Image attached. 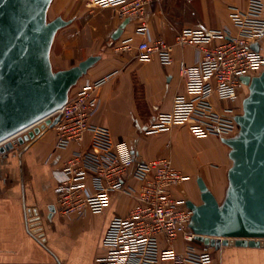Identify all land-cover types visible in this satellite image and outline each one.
Listing matches in <instances>:
<instances>
[{"label": "crops", "instance_id": "obj_1", "mask_svg": "<svg viewBox=\"0 0 264 264\" xmlns=\"http://www.w3.org/2000/svg\"><path fill=\"white\" fill-rule=\"evenodd\" d=\"M54 3L57 16L79 9L69 19L76 29L61 31L55 39L51 54L54 68L68 69L90 56L101 57L73 89L86 80L106 78L97 91L100 105L91 124L109 130L118 149L125 155L128 152L136 162L170 159L174 168L187 177L174 188L176 197L200 204V176L221 202L231 166L229 148L221 139L198 138L186 126L148 132L161 113L172 110L175 96L186 94L180 63L193 64L195 48L176 47L173 63L163 65L157 58L136 59L135 52L124 51L122 43L130 39L136 46L144 39L163 38L174 44L184 29L236 36L232 7L245 10L248 0H147L144 16L126 23L112 10L92 7L84 0ZM262 3L264 20V0ZM142 25L146 31L141 33L138 29ZM54 46L58 48L56 54ZM56 137L57 130L47 128L24 147H15L0 157V264H97L105 252L102 240L110 221L127 216L136 204L130 197L114 194L100 215L87 212L80 218L63 216L58 211L54 171L62 169L74 152L88 149L92 134L87 133L83 143H72L50 156ZM129 183L139 186L131 177ZM51 206L56 208L52 215ZM172 246L183 253L188 244L180 239ZM194 246L206 249L197 241ZM208 250L218 264H264L263 247L227 245Z\"/></svg>", "mask_w": 264, "mask_h": 264}, {"label": "built area", "instance_id": "obj_2", "mask_svg": "<svg viewBox=\"0 0 264 264\" xmlns=\"http://www.w3.org/2000/svg\"><path fill=\"white\" fill-rule=\"evenodd\" d=\"M92 7L110 9L122 20L141 19L147 0H84ZM232 18L238 31L205 32L184 29L169 44L163 38L144 39L136 46L123 41L124 51H134L135 58L150 61L157 58L171 65L176 47L195 48V61L180 63V75L186 81V94L176 95L170 112L161 113L149 133L186 126L198 138L232 137L239 130L232 116L239 114L246 94L243 77H255L264 70V55L252 45L264 37L262 0H248L247 9L232 7ZM139 32H145L142 25ZM106 78L86 80L72 90L67 103L53 114L60 117L53 155L72 143L84 142L92 134L91 146L72 154L62 169L54 171L57 182L58 211L63 216L80 218L87 212L102 214L114 194L135 200L125 217H114L102 240L104 254L97 264H218L213 253L198 250L195 234L189 227L192 212L185 200L175 196L174 188L187 180L168 158L136 162L123 154L112 141L109 130L95 127L91 118L98 112L97 91ZM226 103V104H224ZM228 104H233L232 106ZM15 141V138L12 139ZM130 177L139 183H129ZM183 239L187 250L176 251L173 244ZM166 247L162 246V243Z\"/></svg>", "mask_w": 264, "mask_h": 264}, {"label": "water", "instance_id": "obj_3", "mask_svg": "<svg viewBox=\"0 0 264 264\" xmlns=\"http://www.w3.org/2000/svg\"><path fill=\"white\" fill-rule=\"evenodd\" d=\"M52 3L0 0V157L54 128L60 117L53 121L50 117L63 108L71 91L101 59L93 55L71 68H54L55 39L73 20L62 15L49 20ZM252 48L264 55V37ZM242 81L246 86L242 109L232 116L239 130L221 138L231 161L224 199L218 201L199 176L201 203L185 200L192 212L189 227L206 249L264 248V70ZM55 211L51 206V215Z\"/></svg>", "mask_w": 264, "mask_h": 264}, {"label": "rangeland", "instance_id": "obj_4", "mask_svg": "<svg viewBox=\"0 0 264 264\" xmlns=\"http://www.w3.org/2000/svg\"><path fill=\"white\" fill-rule=\"evenodd\" d=\"M76 2V1H75ZM77 3V2H76ZM53 5V4H52ZM55 5H56V3H54V5L52 6V8L50 9V11H49V15H48V18H49V20H53V19H55L56 17H58L57 15H56V7H55ZM79 10V9H78ZM74 11V12H72V13H70V14H68V15H65L64 17H65V19L66 20H69V19H72V16L73 15H76L77 13H79V11ZM108 14H112V12H108ZM79 24V27L81 26V22L80 23H78ZM81 28V27H80ZM73 29H76V28H74V26L72 27V25H69L68 27H66V28H64V29H62L61 31H66V30H68V31H73ZM60 31V32H61ZM59 32V33H60ZM58 33V34H59ZM59 37L60 36H58V39H59ZM58 48L56 47V46H54V54H56L57 52H58V50H57ZM231 106L233 105V104H230ZM17 147H19V146H16V148Z\"/></svg>", "mask_w": 264, "mask_h": 264}, {"label": "bare ground", "instance_id": "obj_5", "mask_svg": "<svg viewBox=\"0 0 264 264\" xmlns=\"http://www.w3.org/2000/svg\"><path fill=\"white\" fill-rule=\"evenodd\" d=\"M16 140H17V138H15V141H16ZM10 141L13 142L12 140H10ZM15 141H14V142H15Z\"/></svg>", "mask_w": 264, "mask_h": 264}]
</instances>
